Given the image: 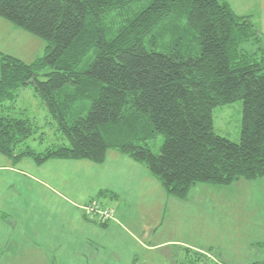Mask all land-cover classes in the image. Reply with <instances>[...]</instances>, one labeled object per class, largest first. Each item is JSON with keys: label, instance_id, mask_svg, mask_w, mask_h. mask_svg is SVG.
I'll return each mask as SVG.
<instances>
[{"label": "trees", "instance_id": "16d2710c", "mask_svg": "<svg viewBox=\"0 0 264 264\" xmlns=\"http://www.w3.org/2000/svg\"><path fill=\"white\" fill-rule=\"evenodd\" d=\"M0 17L45 41L31 62L0 52V154L102 163L113 149L174 197L264 176V34L252 14L228 0H0ZM28 84L59 134L39 151L26 143L34 122L6 109ZM238 99L233 141L212 111Z\"/></svg>", "mask_w": 264, "mask_h": 264}, {"label": "rangeland", "instance_id": "374dc122", "mask_svg": "<svg viewBox=\"0 0 264 264\" xmlns=\"http://www.w3.org/2000/svg\"><path fill=\"white\" fill-rule=\"evenodd\" d=\"M245 1L258 7L259 0ZM263 20L262 18L261 21ZM262 26L264 28L263 23ZM259 29L264 31L261 25ZM24 32L19 33L15 25L0 18V51L19 59L26 56L24 58L27 60H22L31 62L43 54L45 41ZM248 46L254 50L257 48V44ZM32 57L34 58L28 61ZM49 70V67L43 68L39 72V78L43 79L41 73ZM6 105L11 114L30 119L37 127L26 140L31 148L43 150L56 141L59 134L55 131V123L31 84L22 88L16 99ZM241 116L240 99L216 106L212 111L215 132L238 141ZM162 142L163 135L158 134L154 140L149 141L148 147L157 153ZM108 153L103 163L86 159H51L38 166L31 158L23 157L12 171L9 167L0 168V199L8 191H18L21 197H25L28 206L33 205L36 209L45 211H38V216L47 213V221H43L41 225V221H38V227L33 229L34 232L37 230L34 237L30 231L31 218L8 220L12 240L0 246L2 251L6 247V252L0 255V264H5V260L9 261L6 264H27L21 259H14L21 249L17 243L24 242V234H30L38 242L46 241L37 245L41 251L29 254V264H41L45 261L53 264H92L99 257L101 264H120L118 258L122 259L121 262L124 261L120 256L125 254L123 244L127 240L124 227L110 221L108 224L111 227L105 231L104 225L96 218L88 217L81 207L95 200L115 213L113 207L123 208V205L131 203V198L139 194L140 189H145L150 184L149 181L159 180L150 173L146 164L119 151L110 150ZM5 159L0 163L9 166ZM105 188L116 189L117 200V195L109 196ZM100 190L106 192L99 193ZM5 199L4 197V202L1 201L0 205L6 207V217H9V204ZM145 200L146 205H149L151 201L147 198ZM85 201L86 203L80 204ZM13 202L18 209L20 199ZM164 203L165 219L159 232L168 230L165 233L167 235L171 230L180 240L190 243L189 249L183 246L171 247L175 256L168 255L162 264H170L172 259L174 264H264V176L255 179L239 178L228 185L197 182L190 187L185 197L168 196ZM76 216L79 220L74 222ZM84 221L101 228L87 227ZM114 224L116 228H113ZM46 225L52 227V236L48 234V238L44 232ZM3 227L0 220L2 236L5 229ZM90 229L95 230V233ZM19 231L23 233L20 241L17 239ZM98 232L100 239L97 241ZM114 241L118 243L115 244ZM160 251L164 256L167 255L164 248ZM18 252L22 255L25 251L21 249ZM32 256H35V261L30 259Z\"/></svg>", "mask_w": 264, "mask_h": 264}, {"label": "crops", "instance_id": "0c3cea01", "mask_svg": "<svg viewBox=\"0 0 264 264\" xmlns=\"http://www.w3.org/2000/svg\"><path fill=\"white\" fill-rule=\"evenodd\" d=\"M228 2L230 3V5L232 6V8L235 10L236 13H238L240 15L252 14L255 22L258 24V26L261 25V29L263 31L264 28L262 26V23L264 24V20L263 21H261V20H262V18L264 19V14L262 16V13H264V0H259L258 5H257L258 7H256V5H254L253 3H252L253 5H252L248 1H245V0H239V1L238 0H228ZM1 19H3V18H1ZM3 20H5V19H3ZM16 28H17L19 33H21V34L25 33L24 31H21L22 29H19L18 27H16ZM262 33H264V31ZM20 37H24V36L20 35ZM0 52H2V51H0ZM11 53H14V52H11ZM24 57L27 58L26 56H24ZM24 57H21L20 59L27 60ZM34 57H32L31 59H28V61L32 60ZM110 150H113V149L107 150L104 161L106 160L107 154H109L108 151H110ZM115 151H117V150H115ZM3 158H6L5 159V160H7L6 165L9 164V166H4V164L0 163V165H1L0 168L1 167H9V169L11 171L14 170V167L16 166V164H18L22 159L21 158L19 161L16 162V161H13L12 158L2 155V158H0V161L3 160ZM55 159H57V158H55ZM49 160H51V159H49ZM49 160L45 161L44 163L48 162ZM61 160H68V159H61ZM44 163H42L41 165H43ZM41 165H38V166H41ZM51 178L52 177H50V179ZM149 182H150V184L146 183L147 187L145 189H140L141 191L139 192V194L137 193L133 198H131V200H130L131 203H129V204L127 203V204L123 205V208L119 207V209H116L115 207H113L114 212H115L114 213L115 219L109 220L106 223H103V225H104L103 230H105V231L110 229L111 224L110 225L108 224L110 221L115 222V224L119 223L120 225H122L124 227V229L126 231L125 235L127 236V240L123 244L124 249H125V254L123 256L120 255L124 261L121 262L120 260H122V259L118 258V261L120 262V264H162V262L166 260L168 255L170 257L175 256V252L172 251L171 247L183 246V247L189 249V243L190 242L187 240H180L177 236L174 235V233L171 230H170V233H168L167 235L165 233H167L168 230H163L162 233L159 232V230H161L163 228V227L161 228V224H162L163 220L165 219L164 215H165V207H166L164 200L166 201V198H168V196H167L166 192L164 191V189L162 188V185L159 181L153 180V181H149ZM105 189H106L107 193H109V196H111V197L118 194L116 189H113V188H105ZM118 190L120 193H122L121 189L118 188ZM128 190L132 191V189L131 190L128 189ZM54 191L57 192L56 190H54ZM100 191H102V190H100ZM112 191H115V193ZM4 197L6 198L5 200L9 204V212H8L9 217H6V215H7V213H5L6 207L0 205V212H1L0 220L4 225L3 228H5L3 230L4 236H2L0 234V246L3 244H6V243H8V241L12 240L10 238V232H9V227H8L10 223L8 222V220L24 219L27 217L31 218L32 219L31 220L32 224L30 227L31 234H32V236L34 233L37 234V230L34 232L33 229H35V227H38L37 226L38 221H41L40 225L43 223V221H45V220L47 221V213H46V215L38 216V213H37L38 211H41V212H45V211L38 210L33 205L28 206L24 200L25 197L24 196L21 197L18 191L6 192V195L1 197L0 202L1 201L4 202L3 201ZM10 197H12V198H10ZM17 198L20 199V205H19L18 209L15 207L14 202H13V200L16 202ZM117 198H118V195L116 197V200H117ZM146 198L151 201L149 205H146V200H145ZM119 199H120V197H119ZM82 203H86V201L81 202L80 204H82ZM14 212H15V214L13 215ZM83 216H85V215L83 214ZM78 220H79L78 216L74 217V219H73L74 222H77ZM84 222L87 225V227L88 226L89 227L94 226L97 229L101 228L98 225L96 226V224L89 223L86 221H84ZM91 224H93V225H91ZM115 224H114L113 228H116ZM46 226H47V229L44 228V232H46L45 237L48 238V234L52 236V227L49 225H46ZM14 230H16V229H14ZM87 231H89V230H87ZM91 231L95 233V230L94 231L91 230ZM65 233H67V230L65 231ZM22 234H23L22 231L21 232L19 231V234L17 235V239L19 241H20ZM98 235H99V232L97 233V237H96L97 241L100 239L98 237ZM154 235L156 237H154ZM33 237H31L30 234H29V236L26 234L23 235L24 242L23 243H17V244L19 245V247L21 249H24L25 252L22 253V255H20V253L18 251H21V249H19L17 251L18 255L14 259H16V260L21 259V260L25 261L27 264H29V262H28L29 254H37V252L42 250L37 245L44 243L46 241L40 240L41 237L39 236L40 242H38L36 239L33 240ZM114 243L117 244L118 242L114 241ZM162 248H164L165 254H167L166 256H164V253L160 251V249H162ZM5 252H6V247H5L4 251H2L0 248V255L2 253H5ZM115 254H117V252H115ZM100 258L101 257L95 259L92 262V264H101L102 262L99 261ZM9 259H11V258H9ZM30 259L32 261H35V256L30 257ZM51 261H52V259H51ZM170 261H172L170 264H174L173 259ZM7 262H9V261L5 260V264ZM41 264H53V263L50 261L49 262L45 261L44 263H41Z\"/></svg>", "mask_w": 264, "mask_h": 264}, {"label": "built area", "instance_id": "2783aa9c", "mask_svg": "<svg viewBox=\"0 0 264 264\" xmlns=\"http://www.w3.org/2000/svg\"><path fill=\"white\" fill-rule=\"evenodd\" d=\"M81 209L88 217L96 218L99 221H108L114 219V213L110 208H104L103 205L95 200L89 201Z\"/></svg>", "mask_w": 264, "mask_h": 264}]
</instances>
